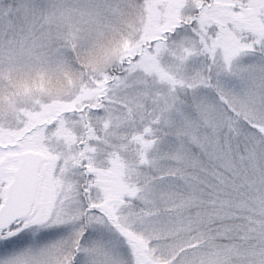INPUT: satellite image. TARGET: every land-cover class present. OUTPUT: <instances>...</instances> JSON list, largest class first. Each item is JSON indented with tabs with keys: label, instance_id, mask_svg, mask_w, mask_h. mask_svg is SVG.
Segmentation results:
<instances>
[{
	"label": "snow or ice",
	"instance_id": "obj_1",
	"mask_svg": "<svg viewBox=\"0 0 264 264\" xmlns=\"http://www.w3.org/2000/svg\"><path fill=\"white\" fill-rule=\"evenodd\" d=\"M0 264H264V0H0Z\"/></svg>",
	"mask_w": 264,
	"mask_h": 264
}]
</instances>
